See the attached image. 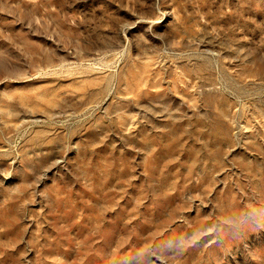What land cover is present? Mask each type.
Returning a JSON list of instances; mask_svg holds the SVG:
<instances>
[{"label":"rangeland","instance_id":"1","mask_svg":"<svg viewBox=\"0 0 264 264\" xmlns=\"http://www.w3.org/2000/svg\"><path fill=\"white\" fill-rule=\"evenodd\" d=\"M0 264H264V0H0Z\"/></svg>","mask_w":264,"mask_h":264}]
</instances>
